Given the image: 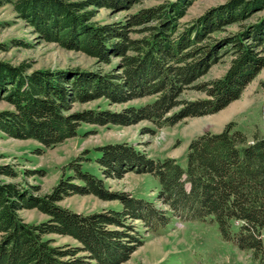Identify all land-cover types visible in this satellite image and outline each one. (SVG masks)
<instances>
[{"label":"trees","instance_id":"1","mask_svg":"<svg viewBox=\"0 0 264 264\" xmlns=\"http://www.w3.org/2000/svg\"><path fill=\"white\" fill-rule=\"evenodd\" d=\"M0 1L44 40L100 63L117 60L107 72L29 71L25 63L0 61V99L11 107L0 111V132L44 147L74 137L83 123L129 126L145 120L163 128L216 113L238 99L264 67V0H227L186 22L180 20L195 0H168L110 23L94 21V9L129 10L142 0ZM234 24L235 30L227 29ZM224 57L229 62L222 76L198 81ZM191 84L205 96L181 98ZM259 84L264 92V79ZM147 97L120 111L72 110L100 98L121 104ZM96 150L103 178L128 171L152 175L158 182L154 199L112 192L75 161L67 165L73 173L42 196L34 195L33 186L0 180V264H119L144 240L134 221L143 232H156L173 218L215 223L223 240L249 253L252 264H264V132L249 136L228 122L220 132L199 134L188 144L185 167L126 143ZM0 175L16 176L8 165H0ZM72 195L118 200L121 209L83 214L59 204ZM33 208L47 219L25 222L19 211ZM50 234L77 244L56 245Z\"/></svg>","mask_w":264,"mask_h":264},{"label":"rangeland","instance_id":"2","mask_svg":"<svg viewBox=\"0 0 264 264\" xmlns=\"http://www.w3.org/2000/svg\"><path fill=\"white\" fill-rule=\"evenodd\" d=\"M80 1V0H73ZM168 0H142L129 10H115L109 7L94 9L93 20L98 23L122 21L138 9L160 4ZM227 0H195L186 10L181 22L189 21L207 9ZM234 24L227 29L235 30ZM132 36H137L132 34ZM0 61L11 65L25 63L29 71L35 69H81L112 70L117 60L109 64L85 53L65 49L55 42L44 40L35 29L27 24L14 11L9 3L0 1ZM228 57L212 65L198 81L220 77L228 66ZM264 79V67L242 91L240 97L220 111L197 117H186L172 126L157 128L148 121H140L129 126L81 124L74 137L53 146L44 147L34 139H16L0 132V165H8L15 173L14 178L0 175V180L13 182L24 187H35L34 195L49 193L60 178L73 173L67 165L75 161L83 170L103 179L106 189L112 192H128L135 197L153 200L158 190L157 180L148 173L128 171L121 178H103L96 163L99 156L97 147L107 143L130 144L153 158H174L181 167L186 165V152L189 142L204 132H220L228 122H233L249 136L255 131L264 132L262 106L264 92L259 82ZM195 84V83H194ZM191 84L185 88L181 98L194 100L205 95ZM151 98L131 100L121 104H111L107 99L74 104L72 110L107 109L120 111L124 107L140 105ZM11 109L0 99V111ZM59 204L70 210L87 214L105 209L120 210L118 200H102L93 195H72ZM27 223H38L47 215L36 208L19 211ZM142 232L144 240L119 264H252L249 253L238 249L233 243L221 238L217 225L208 221H193L173 218L156 232H143L141 222L134 221ZM56 245H76L70 236L50 234Z\"/></svg>","mask_w":264,"mask_h":264}]
</instances>
